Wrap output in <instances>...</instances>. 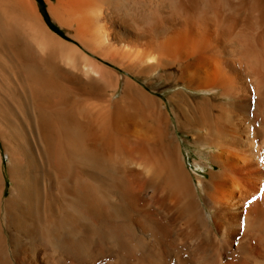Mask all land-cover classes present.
Segmentation results:
<instances>
[{
  "label": "bare ground",
  "instance_id": "obj_1",
  "mask_svg": "<svg viewBox=\"0 0 264 264\" xmlns=\"http://www.w3.org/2000/svg\"><path fill=\"white\" fill-rule=\"evenodd\" d=\"M50 1L78 44L0 0V264H264V0Z\"/></svg>",
  "mask_w": 264,
  "mask_h": 264
},
{
  "label": "rangeland",
  "instance_id": "obj_2",
  "mask_svg": "<svg viewBox=\"0 0 264 264\" xmlns=\"http://www.w3.org/2000/svg\"><path fill=\"white\" fill-rule=\"evenodd\" d=\"M54 1V0H52ZM37 2L39 3V7L41 8L43 14L45 15L48 23L51 25L52 30L55 33L60 34L62 37L68 39V41L72 42V43H76L74 40H72L69 36H67V32L66 30L57 22H55L49 12V3L51 2L50 0H37ZM79 46L84 50V47L82 45L79 44ZM88 54H90V52L87 51ZM122 72H124L123 70H121ZM157 84L159 86L163 85L162 81H158ZM174 90V88H166V90L164 92H161V95L164 97L166 103L168 104V107L172 113V118H173V123L176 129H178V122H177V118L174 115L173 112V107L171 106L169 99L167 96H169L172 91ZM178 135L179 138L181 139V144H182V148H183V153L185 155L186 158V162H187V166L189 168V170L196 176V174L201 175L202 177H206L205 175L207 174L208 170L211 169V167H202L199 166L198 164H196L197 162H204V163H210V157L208 155V152L205 150V148L197 145L194 140L193 137L189 134L184 133L181 130H178ZM5 161L8 162V157L5 154ZM198 183V180H197ZM11 185V182L9 183Z\"/></svg>",
  "mask_w": 264,
  "mask_h": 264
}]
</instances>
